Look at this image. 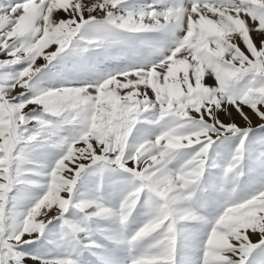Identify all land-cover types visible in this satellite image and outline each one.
I'll list each match as a JSON object with an SVG mask.
<instances>
[{"label": "snow or ice", "instance_id": "1", "mask_svg": "<svg viewBox=\"0 0 264 264\" xmlns=\"http://www.w3.org/2000/svg\"><path fill=\"white\" fill-rule=\"evenodd\" d=\"M0 264H264V0H0Z\"/></svg>", "mask_w": 264, "mask_h": 264}]
</instances>
